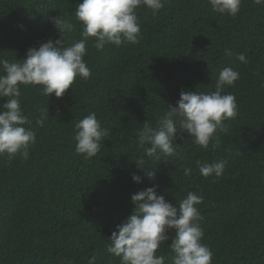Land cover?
<instances>
[{"label":"trees","instance_id":"16d2710c","mask_svg":"<svg viewBox=\"0 0 264 264\" xmlns=\"http://www.w3.org/2000/svg\"><path fill=\"white\" fill-rule=\"evenodd\" d=\"M80 2L0 0V60L23 59L31 47L63 40L50 22L59 15L75 25L61 33L65 46L78 41ZM137 16L140 42L97 50L90 40L84 59L92 75L77 77L62 97L22 86L20 102L36 143L27 160L0 156V264H88L93 256L95 264H120L106 251L109 238L132 214L131 196L153 186L173 205L188 192L203 196L199 223L212 264H264V5L242 0L232 17L214 12L208 0H164L159 12L141 7ZM225 67L240 73L225 89L235 96L238 114L225 121L227 131L217 132L216 148L180 133L177 157L147 158L138 147L143 123L156 128L182 90L215 91ZM46 107L49 118L39 127ZM91 112L109 135L100 152L85 159L75 151V125ZM142 157L152 178L137 168ZM198 161H223L224 174L204 178ZM185 167L192 169L188 176ZM174 236L170 230L160 253L165 264H171Z\"/></svg>","mask_w":264,"mask_h":264},{"label":"clouds","instance_id":"9594fccd","mask_svg":"<svg viewBox=\"0 0 264 264\" xmlns=\"http://www.w3.org/2000/svg\"><path fill=\"white\" fill-rule=\"evenodd\" d=\"M208 3L214 12L235 17L241 10L242 0H208ZM254 3L264 5V0H254ZM141 7L155 14L164 7V0H82L74 11L81 25L78 41L65 46L61 33L73 31L75 25L59 15L51 17L50 22L63 40L49 39L38 47H31L23 59L0 60V98H7L0 106V156H7L9 161L18 156L27 160L30 147L36 143V133L20 102L22 86H40L44 95L62 97L77 77L87 79L92 75L84 59L90 40H94L97 50H103L107 44L118 48L140 42L137 10ZM237 59L249 63L244 54H237ZM239 78V72L225 67L216 80L215 91L182 90L176 106L167 105L168 110L156 128L147 121L143 123L138 132V147L147 158L154 160L177 157L176 138L180 133H187L196 145L207 149L211 142L215 149L219 142H213L217 132L227 131L225 121L235 119L238 114L235 96L225 89L234 86ZM40 113L36 125L43 127L49 118L48 107L41 108ZM75 128L77 154L85 159L96 156L102 140L109 135L108 129L102 126L95 112L79 120ZM135 163L149 178L154 176L152 169L148 173L143 170V157ZM197 164L204 178L224 174L223 161H198ZM191 172V168H184L185 176ZM142 179L140 175H132L137 184ZM131 201L135 206L132 214L116 226L106 246L107 253L119 258L120 264H165L166 258L160 253L170 230H175L170 245L171 264H212L213 252L202 242L204 232L199 223L202 195L188 192L173 205L153 186L133 194ZM95 260V256L91 257L88 264H95Z\"/></svg>","mask_w":264,"mask_h":264}]
</instances>
